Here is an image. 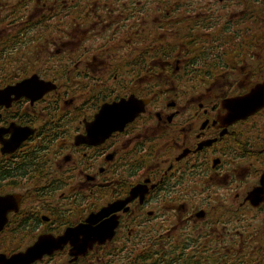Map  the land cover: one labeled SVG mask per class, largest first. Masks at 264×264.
I'll use <instances>...</instances> for the list:
<instances>
[{
	"label": "flooded vegetation",
	"instance_id": "flooded-vegetation-1",
	"mask_svg": "<svg viewBox=\"0 0 264 264\" xmlns=\"http://www.w3.org/2000/svg\"><path fill=\"white\" fill-rule=\"evenodd\" d=\"M261 84L264 0H0V254L66 232L30 264L264 251V104L229 118Z\"/></svg>",
	"mask_w": 264,
	"mask_h": 264
},
{
	"label": "water",
	"instance_id": "water-1",
	"mask_svg": "<svg viewBox=\"0 0 264 264\" xmlns=\"http://www.w3.org/2000/svg\"><path fill=\"white\" fill-rule=\"evenodd\" d=\"M15 88H17V86L9 89L13 90ZM247 96H249V100L244 106L242 105L245 103V101H243L242 103L240 102L237 103V107L242 106L241 108H235V107L232 108L231 114L229 116L231 120L233 118L234 119L243 118L247 114H250L255 110L259 109L264 104V85L254 89V94H250V92H248L243 96H238L235 98L244 99ZM143 102H144L143 100H138L137 103L134 102L133 98H129L128 100L123 99L116 103L105 104L101 108V117L102 115L107 114L109 125L111 124V126H115L116 124L117 125L123 124V122H126L127 120H130L133 117L128 115V113L133 114V112H137L136 106L138 105L139 108L141 109ZM131 103L134 105V108L131 107ZM97 232L100 233L98 230ZM67 237H68V232L65 233V236L56 240H46V239L37 240L36 242H34V244L29 246L25 252L13 254L10 257H6L5 255L0 254V264H30L34 262L38 257H40L45 252V250L49 248H55L61 246L62 243L66 242ZM94 240L95 238L86 237V239H84L83 241L84 246H86L89 243H92Z\"/></svg>",
	"mask_w": 264,
	"mask_h": 264
},
{
	"label": "trees",
	"instance_id": "trees-1",
	"mask_svg": "<svg viewBox=\"0 0 264 264\" xmlns=\"http://www.w3.org/2000/svg\"><path fill=\"white\" fill-rule=\"evenodd\" d=\"M235 264H264V251H258L256 254H236L233 257Z\"/></svg>",
	"mask_w": 264,
	"mask_h": 264
},
{
	"label": "bare ground",
	"instance_id": "bare-ground-1",
	"mask_svg": "<svg viewBox=\"0 0 264 264\" xmlns=\"http://www.w3.org/2000/svg\"><path fill=\"white\" fill-rule=\"evenodd\" d=\"M263 85H264V84H261V85H258L257 87H259V86H263ZM257 87H256V88H257ZM256 88H255V89H256ZM261 90H263V89H261ZM259 91H260V90H259ZM250 94H254V90H252V91L250 92ZM248 100H249V96H247V97L244 98V99H236V101H235L236 107H237V103H239V102L242 103L243 101H245V103L242 105V106H244V105L247 103ZM242 106H241V107H242ZM241 107H240V108H241ZM237 108H239V107H237Z\"/></svg>",
	"mask_w": 264,
	"mask_h": 264
},
{
	"label": "rangeland",
	"instance_id": "rangeland-1",
	"mask_svg": "<svg viewBox=\"0 0 264 264\" xmlns=\"http://www.w3.org/2000/svg\"><path fill=\"white\" fill-rule=\"evenodd\" d=\"M254 225H259L258 222H255Z\"/></svg>",
	"mask_w": 264,
	"mask_h": 264
}]
</instances>
